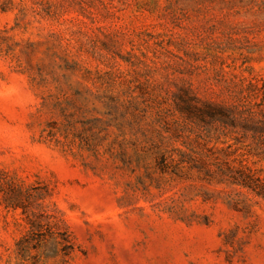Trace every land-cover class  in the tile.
<instances>
[{"label":"rangeland","instance_id":"374dc122","mask_svg":"<svg viewBox=\"0 0 264 264\" xmlns=\"http://www.w3.org/2000/svg\"><path fill=\"white\" fill-rule=\"evenodd\" d=\"M241 164L264 0H0V264H264Z\"/></svg>","mask_w":264,"mask_h":264},{"label":"trees","instance_id":"16d2710c","mask_svg":"<svg viewBox=\"0 0 264 264\" xmlns=\"http://www.w3.org/2000/svg\"><path fill=\"white\" fill-rule=\"evenodd\" d=\"M190 104L191 106H195L194 103ZM202 104L204 106L203 108L205 112L203 111V109L201 110L200 107H197V109L201 110L202 113L204 112L207 115H213L214 111H217L220 115V118L217 119L223 124L233 125V123L238 120L236 112L231 108H224L220 105H216L209 102H203ZM230 172L236 173L230 175L231 183H235L242 187L249 188L257 196L264 197V183L258 177L254 176L250 168L241 164L239 168L230 169Z\"/></svg>","mask_w":264,"mask_h":264}]
</instances>
